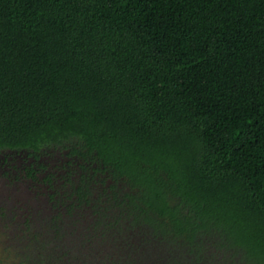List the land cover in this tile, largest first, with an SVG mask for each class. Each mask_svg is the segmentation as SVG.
Returning a JSON list of instances; mask_svg holds the SVG:
<instances>
[{
	"label": "trees",
	"instance_id": "trees-1",
	"mask_svg": "<svg viewBox=\"0 0 264 264\" xmlns=\"http://www.w3.org/2000/svg\"><path fill=\"white\" fill-rule=\"evenodd\" d=\"M0 178V264H264V0H0Z\"/></svg>",
	"mask_w": 264,
	"mask_h": 264
},
{
	"label": "rangeland",
	"instance_id": "rangeland-1",
	"mask_svg": "<svg viewBox=\"0 0 264 264\" xmlns=\"http://www.w3.org/2000/svg\"><path fill=\"white\" fill-rule=\"evenodd\" d=\"M32 197L27 180L10 182L0 178V259L2 247L15 244L16 236L21 234L23 218L33 203ZM5 259L4 262L9 264V259Z\"/></svg>",
	"mask_w": 264,
	"mask_h": 264
}]
</instances>
